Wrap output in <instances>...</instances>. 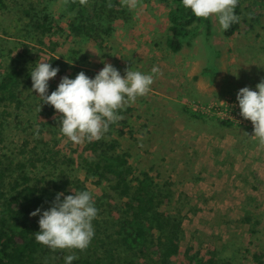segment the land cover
I'll list each match as a JSON object with an SVG mask.
<instances>
[{"label":"rangeland","instance_id":"rangeland-1","mask_svg":"<svg viewBox=\"0 0 264 264\" xmlns=\"http://www.w3.org/2000/svg\"><path fill=\"white\" fill-rule=\"evenodd\" d=\"M65 1L46 4V12L63 31L41 37L23 12L33 6L32 16H40L44 3L5 0L6 8L0 10L2 64L8 62L9 55L15 57L26 50L35 60L31 71L41 62L58 68L56 77L48 81V95L62 77L74 79L84 72L94 78L104 63L111 64L122 77L129 68L151 74L153 66L158 67L161 73L155 76L150 92L120 110L123 119L113 124L111 136L102 138L119 142L118 152L126 155L134 176L147 172L155 182L169 187L170 203L161 210L179 214L182 249L192 247L202 256L214 249L219 257L235 254L238 264H264V150L250 137L253 125L240 115L236 100L241 88L256 91V85L264 80V0H238L240 21L231 36H225L217 18L210 17V37L200 33L176 54L165 46L168 9L158 0H141L135 10L121 6L120 0H111L113 8L125 16L115 22L98 51L94 42L71 33L67 26L71 15L59 18ZM31 88L29 80L21 92L23 106L11 108L13 113L0 142V158L6 154L17 161L25 139L27 149L35 144L32 139L37 136V126L31 116L40 100ZM188 113L203 119H192ZM216 119H229L233 127L221 128ZM83 146L67 141L59 127L56 142L48 144L62 164V180L75 174L93 198H102L99 204L107 202L103 191L113 196L112 191L79 169L81 156H87L81 155ZM67 159L74 163H63ZM33 171L43 174L39 168ZM6 189L7 179L0 192ZM68 191L74 195L72 189ZM97 209L92 222L94 237L88 247L89 253L100 254L102 244L104 249L110 248L116 229L108 213L112 207ZM244 210L252 222L259 220L253 234L240 222L246 215ZM68 255L79 257L74 249L52 252L45 247L37 263L65 264ZM253 255H258L259 263Z\"/></svg>","mask_w":264,"mask_h":264},{"label":"trees","instance_id":"trees-1","mask_svg":"<svg viewBox=\"0 0 264 264\" xmlns=\"http://www.w3.org/2000/svg\"><path fill=\"white\" fill-rule=\"evenodd\" d=\"M39 1L44 3L40 16H32L33 6L23 12L29 17V25L41 37L61 33L62 28L46 12L47 2L53 0ZM110 1L88 0L86 5L89 6H86L80 5L79 0H66L59 18L71 15L67 20L71 33L94 42L98 51L104 38L113 31L115 22L123 20L125 16L123 11L113 6L109 8ZM158 1L168 9L165 46L170 53H178L184 44L189 45L200 33L206 39L212 34L211 18H196L190 9L183 7L181 0ZM4 8L5 0H0V10ZM235 14L240 15L238 5ZM237 25L232 24L223 32L224 35L231 36ZM0 59H3L1 50ZM7 59L4 65L0 60V142L3 141L8 119L13 113L11 108L19 110L23 106L21 92L31 80L30 73L35 67L34 58L26 50L15 57L9 55ZM56 115L52 106L42 104L40 111L36 109L31 116L37 126L32 148H26L29 143L25 139L20 150L21 159L14 161L6 154L0 158V185L7 179V189L0 192V264H38L37 257L46 247L37 243L34 235L40 230L38 221L42 212L52 206L57 193L62 192L67 196L70 195L68 189L74 192L88 191L75 174L65 180L59 175L64 172L58 154L48 148L50 141L56 142L59 127V119L54 118ZM188 115L192 119H203L195 113ZM215 123L225 129L233 127V122L227 119H216ZM112 129L113 124L103 136H111ZM118 147L116 139L101 138L93 142L85 141L80 148L81 155L87 156H81L79 169L87 177L96 178L97 185L106 184L105 188L113 193L110 196L103 191L102 195L107 196L110 202L103 200L99 204L101 197L93 199L94 205L99 204L97 208L112 207V212L108 213L116 230L115 238L109 243L110 248L104 249L102 244L100 247H103V251L100 254H95V251L89 253V247L84 251L74 249L79 254L74 264H238L235 254L219 257L213 249L202 256L192 247L182 249L179 214L161 210L170 203L169 187L155 182L147 172L134 176V169L126 155L118 152ZM63 163L72 165L74 161L67 159ZM37 168L44 175L33 171ZM37 208L41 209V213L31 216L30 213ZM244 211L246 215L240 222L248 225L250 234H253L259 220L252 222L249 213ZM253 259L260 262L258 255H253Z\"/></svg>","mask_w":264,"mask_h":264},{"label":"clouds","instance_id":"clouds-1","mask_svg":"<svg viewBox=\"0 0 264 264\" xmlns=\"http://www.w3.org/2000/svg\"><path fill=\"white\" fill-rule=\"evenodd\" d=\"M87 2L79 0L80 5H86ZM140 2L120 0L121 6L129 10L137 9ZM181 3L196 18L216 17L222 32L240 21V17L235 14L238 0H181ZM108 7H112L111 3ZM58 71V68L51 67L47 62L39 63L30 73L31 91L38 93L40 103L37 112L42 104L52 106L57 114L54 118L59 119L61 135L74 144L100 140L110 125L123 119L119 111L134 103L138 97L147 95L155 76L161 73L156 66L151 69V74L129 68L122 77L111 64L104 63L94 78H89L84 72L78 73L74 79L62 77L56 90L48 95V81L56 77ZM256 89L241 88L236 100L240 115L253 125L250 137L264 150V80L256 85ZM40 213L41 209L37 208L30 215ZM97 214L98 209L89 191L74 192V195L67 196L62 192L57 193L52 206L40 215V230L34 234L35 240L52 252L65 249L84 251L94 237L92 222ZM76 259L78 256L68 255L65 264H72Z\"/></svg>","mask_w":264,"mask_h":264},{"label":"built area","instance_id":"built-area-1","mask_svg":"<svg viewBox=\"0 0 264 264\" xmlns=\"http://www.w3.org/2000/svg\"><path fill=\"white\" fill-rule=\"evenodd\" d=\"M227 120H229V119H227ZM231 121V120H230ZM249 123V122H248Z\"/></svg>","mask_w":264,"mask_h":264}]
</instances>
